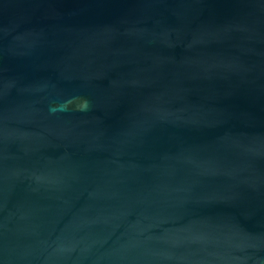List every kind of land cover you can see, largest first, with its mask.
<instances>
[{
  "label": "water",
  "instance_id": "95a60500",
  "mask_svg": "<svg viewBox=\"0 0 264 264\" xmlns=\"http://www.w3.org/2000/svg\"><path fill=\"white\" fill-rule=\"evenodd\" d=\"M0 264H264V0H0Z\"/></svg>",
  "mask_w": 264,
  "mask_h": 264
}]
</instances>
